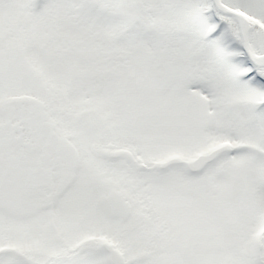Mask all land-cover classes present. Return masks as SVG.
Instances as JSON below:
<instances>
[{
  "label": "snow or ice",
  "instance_id": "snow-or-ice-1",
  "mask_svg": "<svg viewBox=\"0 0 264 264\" xmlns=\"http://www.w3.org/2000/svg\"><path fill=\"white\" fill-rule=\"evenodd\" d=\"M0 264H264V0H0Z\"/></svg>",
  "mask_w": 264,
  "mask_h": 264
}]
</instances>
